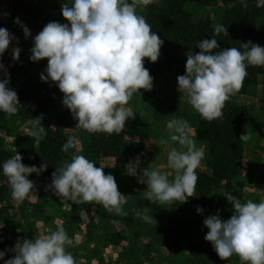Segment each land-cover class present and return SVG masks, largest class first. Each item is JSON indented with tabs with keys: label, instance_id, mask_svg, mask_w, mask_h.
Returning a JSON list of instances; mask_svg holds the SVG:
<instances>
[{
	"label": "clouds",
	"instance_id": "1",
	"mask_svg": "<svg viewBox=\"0 0 264 264\" xmlns=\"http://www.w3.org/2000/svg\"><path fill=\"white\" fill-rule=\"evenodd\" d=\"M246 4V0H241ZM152 0H67L61 5V14L66 23L51 21L32 37L30 29L19 17L15 23L23 29L26 39L33 46L29 59L32 62L47 60L46 75L40 79L55 83L63 94L62 105L76 121L75 128L89 133L119 134L126 121L133 116L129 100L141 96V89L151 91L153 77L145 67V60L156 63L161 55L164 41L152 31L146 19L137 13ZM257 7H264V0H255ZM215 34L228 33V29L217 26ZM17 38L6 28L0 27V57ZM199 52L186 54L185 74L177 76V92L203 120L221 118L225 102L242 87L249 66H264V47L251 41L241 43V48L220 49L215 38L202 39L197 43ZM21 48L12 49V59L19 61ZM4 66L0 63V71ZM20 104L17 92L10 87V75H0V112L13 115ZM43 117L31 118L28 124L32 131L28 135L38 144L43 131ZM168 138L161 140L178 143L167 152V168L140 169V157L126 164L128 175L147 186V197L153 203L174 205L187 202L194 197L197 182L196 169L204 158L202 148H197L192 139L193 129L181 118L166 122ZM249 136L243 134L241 141ZM78 140L69 137L61 151L68 153L76 149ZM22 156L16 152L2 164L0 169L11 188L12 199L23 202L34 198V184L28 177L39 176L48 164L26 166ZM103 166H97L85 156L73 152L70 162L63 163L52 173L51 192L62 203H95L108 212L123 213L126 196L118 190L115 177L105 174ZM139 169V171H138ZM172 177L169 179V177ZM233 214L227 220L219 215H210L203 221L208 229L204 236L211 243L217 256L225 261L237 256L241 264H264V199L241 201L227 195ZM198 214L203 208L197 207ZM145 222L152 217L137 213ZM34 239L17 240L15 255L4 264H76L67 249L74 245L66 230L59 226Z\"/></svg>",
	"mask_w": 264,
	"mask_h": 264
},
{
	"label": "rangeland",
	"instance_id": "2",
	"mask_svg": "<svg viewBox=\"0 0 264 264\" xmlns=\"http://www.w3.org/2000/svg\"><path fill=\"white\" fill-rule=\"evenodd\" d=\"M155 1L152 0V3ZM224 1L203 0L201 4L192 6L195 19L210 18L214 23H218L225 10ZM59 3L63 4L61 1ZM218 3L221 5L218 6ZM149 5L137 7V13L145 17ZM13 6L9 0H0V21L11 25L14 29L13 35L22 40L21 43L18 41L17 44L13 41L10 44L9 49L2 56V64L4 69L16 66L30 76H40L45 73V69H38V66L44 60L32 62L29 59L30 49L33 46L32 39L24 38L23 29L13 25L9 20L11 16L16 17L17 13L23 18L29 17V14L21 13V10L14 12ZM24 7L34 9L38 16L44 18L38 13L33 3L24 4ZM52 18L60 23L66 22L60 15ZM23 24L30 29L32 37L39 33L34 26H29L25 22ZM258 24L260 28L264 27V13L259 18ZM17 46L21 48L20 59L14 61L12 49ZM185 64L180 69L185 71ZM177 69L179 68L153 78L151 91L141 89V96L135 94L128 102V105L140 107L141 116L135 114L130 121H126L122 129L127 147V152L122 158L130 162L131 155L134 158L139 156L140 169L148 167L151 170L159 167L162 172L171 171L167 168V152L170 148L179 147V145L171 141L164 145L161 144V140L168 138L166 122L173 117L186 119L193 129L192 139L196 147L202 148L204 153L206 151L205 145L196 139L197 130L193 121L198 113L191 108L186 99L180 98L177 92ZM62 100L63 94L60 101ZM233 101L247 111L245 128L249 139L246 141L241 170L235 179L224 181L218 188L209 192L206 203L202 207L203 214L197 213L194 197L188 198L183 204L181 202H176L174 205L153 203L147 197V186L140 184L138 187L137 181L135 188H129V192L135 200H139L138 206L132 205L127 208L123 207V204L122 210L123 213H127L126 215L108 212L105 209L101 212L100 208H95V215H100V218L92 221L89 227L88 223L82 225L78 221L68 226L67 234L74 240V245L67 251L72 253L76 264H241L235 255L225 261L217 256L211 243L204 239L208 229L204 227L203 221L210 215H216L218 210L223 220L231 217L232 205L225 198L229 194L240 198L242 202L247 200L259 202L264 199V175L262 171L259 173V170L263 168V161L257 159L263 148L261 140L264 139V76H259L257 81L248 88L246 94L234 95ZM31 107L33 106L29 105V108ZM131 128L135 129L137 137L133 134L127 135ZM31 131L32 127L26 124L18 112L13 115L7 114L6 118L0 119V139L10 152L13 148L17 150L14 146L16 137ZM40 133L44 134V129ZM69 133L71 137H75L74 127ZM127 162L122 172L117 170L118 175L125 173ZM204 171H208L205 155L196 169V175ZM171 178L170 176L169 179ZM137 213L149 215L152 217V222H145ZM182 221L184 223L180 225ZM173 222L176 223V235L168 231Z\"/></svg>",
	"mask_w": 264,
	"mask_h": 264
},
{
	"label": "trees",
	"instance_id": "3",
	"mask_svg": "<svg viewBox=\"0 0 264 264\" xmlns=\"http://www.w3.org/2000/svg\"><path fill=\"white\" fill-rule=\"evenodd\" d=\"M13 4L12 10L27 12L29 17L11 16L9 20L15 23L17 17L21 22L34 26L38 30L51 22H60L52 17L41 18L33 9H26L23 0H9ZM203 0H156L147 8L146 22L151 26L152 31L164 41L161 48V55L156 63L145 60V67L153 78L167 73L169 70L177 69L176 77L184 75L185 71L180 69L187 59V53L191 50L199 52L198 41L202 39L215 38L218 40L220 49L237 47L241 43L251 41L264 47V27L260 28L259 18L264 13V7H257L255 0L224 1L225 10L221 20L214 23L210 18L195 19L191 9L192 6L201 4ZM67 22V21H66ZM65 22V23H66ZM217 26L228 29V33L215 34ZM0 27L6 28L11 34L13 27L0 21ZM244 49L241 48V51ZM0 57V63H2ZM10 75V87L18 95L20 104L17 105V112L26 122L31 118L42 116L44 134L39 137V143H34V138L29 135L16 137L15 148L22 156V163L39 167L47 163V170L42 175L52 176L56 167H60L65 161L71 159V154L76 149H70L68 153L62 152V145L71 137L70 130L73 129V118L61 100L62 93L57 85L51 81L45 83L40 76H30L18 67L3 69ZM0 71V75H3ZM242 87L235 95L246 94L259 76H264V66H249L247 68ZM46 75V72L44 73ZM234 96V95H233ZM233 96L225 102L222 109V117L213 121L201 119L200 115L195 116L196 139L202 142L205 147V157L208 171L197 174L194 202L197 207H203L209 192L216 189L224 181L235 179L240 170L246 146L240 136L246 133L245 119L247 111L244 107L233 101ZM61 102V103H60ZM29 105L35 106L34 109ZM7 114L0 112V119L6 118ZM31 127V125H29ZM127 152L124 133L108 135L107 133H91L90 153L94 158L111 157L117 160V170L122 172L126 158H122ZM12 156V153L3 145L0 139V164ZM132 157V155L130 156ZM27 160H26V159ZM129 163V161L127 162ZM4 175L0 169V193L4 188ZM182 224V223H181ZM180 224V225H181ZM6 229L0 228V251L5 255L13 251L17 240L21 237L16 232H9L7 238ZM174 235L177 234L176 223L168 230Z\"/></svg>",
	"mask_w": 264,
	"mask_h": 264
},
{
	"label": "crops",
	"instance_id": "4",
	"mask_svg": "<svg viewBox=\"0 0 264 264\" xmlns=\"http://www.w3.org/2000/svg\"><path fill=\"white\" fill-rule=\"evenodd\" d=\"M25 4H34L38 9V13L45 17H54L61 14V5L62 3L67 2V0H23ZM221 4L218 3V6ZM13 23V22H12ZM17 25L13 23V25ZM40 32V30H39ZM16 37V36H15ZM17 40L21 43L22 38L16 37ZM25 38V37H24ZM47 60L45 59L41 64H39L38 69H46ZM13 66V65H12ZM130 107L133 113V116L128 119L130 121L135 114L140 115V107L133 106V104L126 105ZM35 106L31 107L34 109ZM186 120V119H185ZM195 122V121H193ZM76 121L73 119V127L75 129V138L78 140V145L76 148V153L85 156L87 159L92 161L97 166H103L105 169V174H112L117 182L118 190L124 194L126 202L123 207L129 206H138V201L130 195L129 188H132L136 185L137 179L128 175L127 169L124 174H117V160L111 157L104 158H95L90 153V141L91 133L75 128ZM138 136L135 129L131 128L127 135ZM28 135V134H25ZM43 133L39 134L41 137ZM263 141V142H262ZM262 150L260 155H258V160L263 161V168L259 170V173L262 171L264 175V139L261 140ZM89 145V146H88ZM11 152L15 155L19 150L11 149ZM26 159V158H25ZM136 157H131V161ZM27 160V159H26ZM71 159L65 161L70 162ZM64 162V163H65ZM26 166H30L25 164ZM139 171V169H138ZM28 179H30L34 184V198H26L23 202H17L12 199L11 188L7 183L6 177H4V188L0 193V228L6 229L5 234L7 238L9 237V232H16L21 237L26 239H34L39 235L46 234L50 230H55L58 226H62L66 232H68V226L72 225L73 222L78 221L82 225L85 223L88 225L100 218L96 216V209L103 211V207L95 203H83V204H74L72 202L62 203L57 197L52 195L51 192L46 191V188L51 184L52 176H45L40 174L37 176L35 173L31 174ZM140 187V183L138 184ZM135 188V187H134ZM128 199V200H127ZM135 204V205H134ZM96 208V209H95ZM77 218V219H76ZM104 221V219H101ZM181 223H184L182 221ZM180 223V224H181ZM85 232V231H84ZM185 232V231H184ZM15 255L14 251L5 255L4 259H11ZM0 264H4L3 260H0Z\"/></svg>",
	"mask_w": 264,
	"mask_h": 264
}]
</instances>
